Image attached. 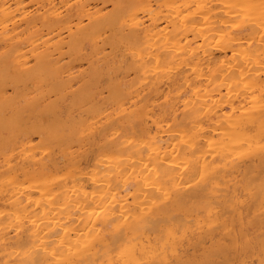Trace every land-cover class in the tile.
Returning a JSON list of instances; mask_svg holds the SVG:
<instances>
[{"label":"bare ground","instance_id":"bare-ground-1","mask_svg":"<svg viewBox=\"0 0 264 264\" xmlns=\"http://www.w3.org/2000/svg\"><path fill=\"white\" fill-rule=\"evenodd\" d=\"M0 264H264V0H0Z\"/></svg>","mask_w":264,"mask_h":264}]
</instances>
